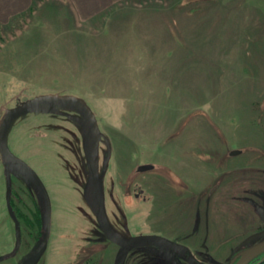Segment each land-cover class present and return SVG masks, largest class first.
<instances>
[{
	"label": "rangeland",
	"instance_id": "1",
	"mask_svg": "<svg viewBox=\"0 0 264 264\" xmlns=\"http://www.w3.org/2000/svg\"><path fill=\"white\" fill-rule=\"evenodd\" d=\"M32 3L0 27V124L79 102L10 119L0 264H228L264 240V0ZM97 199L121 239L163 240L121 248Z\"/></svg>",
	"mask_w": 264,
	"mask_h": 264
},
{
	"label": "water",
	"instance_id": "2",
	"mask_svg": "<svg viewBox=\"0 0 264 264\" xmlns=\"http://www.w3.org/2000/svg\"><path fill=\"white\" fill-rule=\"evenodd\" d=\"M46 100H54V101H59V102H77V103L79 102L76 98L71 97V96H49V97L43 96L38 99L25 101L21 105L17 106L16 108L8 110L2 117L1 124H0V158L2 159L4 164L7 163V158L14 157L5 142L6 129L10 122V119L22 113L23 111L27 110L28 108L38 103H42ZM91 119H92L93 127L97 129L95 118L93 117L92 114H91ZM242 153H243L242 150H233L232 152H230V155L237 156ZM89 166H90V171L92 173V176L95 177V168L93 166V163L90 162ZM152 168H153L152 165L140 166L141 171L149 170ZM97 217H98L99 223L103 231L110 238L114 239L116 236L113 230L111 229L109 219H108V216H107V213L105 211V207L102 201H98ZM49 227H50V214L48 215V232H49ZM149 240H163V238L159 236H139V237L131 238L129 240L119 239L118 242H120L121 248H124L126 245H129L135 242L149 241ZM20 245H21V234L19 230L18 231V242L15 248V251L19 248ZM263 253H264V240L238 251L231 258L228 264H249L253 259H255L256 257H258L259 255Z\"/></svg>",
	"mask_w": 264,
	"mask_h": 264
},
{
	"label": "crops",
	"instance_id": "3",
	"mask_svg": "<svg viewBox=\"0 0 264 264\" xmlns=\"http://www.w3.org/2000/svg\"><path fill=\"white\" fill-rule=\"evenodd\" d=\"M32 2L33 0H0V27L13 25L15 16L23 15L31 8Z\"/></svg>",
	"mask_w": 264,
	"mask_h": 264
},
{
	"label": "flooded vegetation",
	"instance_id": "4",
	"mask_svg": "<svg viewBox=\"0 0 264 264\" xmlns=\"http://www.w3.org/2000/svg\"><path fill=\"white\" fill-rule=\"evenodd\" d=\"M91 121H92V119H91ZM93 125V124H92ZM90 162H92L91 160L89 161V164H90ZM89 173H90V178H91V180H94V177L92 176V174H91V171H90V166H89ZM24 190V189H23ZM27 190H28V188H27ZM11 194H12V196H11ZM14 194H15V190H13V189H11L10 190V193H9V204L11 203V200L13 199H15L16 197H14ZM131 194H133V196H134V199L135 200H146V197H145V195L143 194V190H142V188H141V186H139V185H136V186H134V188H133V191H130V192H128V194H126V195H130V196H132ZM98 201H101V200H99V199H97V204H98ZM14 203H15V201H13ZM104 205V204H103ZM111 229H113V227H111ZM113 232H114V230H113ZM114 234H115V238L113 239V238H111L114 242H117V243H119L120 244V242H118V240L119 239H121L119 236H117L116 235V233L114 232ZM121 245V244H120ZM254 260V259H253ZM252 260V261H253ZM251 261V262H252ZM250 262V263H251ZM249 263V264H250Z\"/></svg>",
	"mask_w": 264,
	"mask_h": 264
},
{
	"label": "trees",
	"instance_id": "5",
	"mask_svg": "<svg viewBox=\"0 0 264 264\" xmlns=\"http://www.w3.org/2000/svg\"><path fill=\"white\" fill-rule=\"evenodd\" d=\"M11 196H12V194H11ZM19 196H20V193L18 191H15L14 197L18 198ZM13 201L14 200L12 199L11 200V203H10V207H11L14 215L17 217V219H19V221L22 222L24 220L23 213L21 212V209L18 206H16ZM35 214L37 215V213H35ZM35 214H33L34 215V218H35V219H33V221L34 222H39L40 220L37 219V217H36ZM27 221L30 222L28 219H27ZM28 225L30 227H32L33 226V222L28 223ZM250 264H264V253L261 254V255H259L258 257H256Z\"/></svg>",
	"mask_w": 264,
	"mask_h": 264
}]
</instances>
